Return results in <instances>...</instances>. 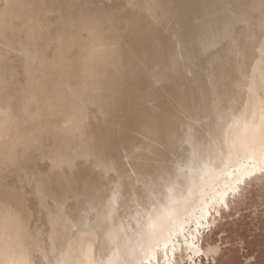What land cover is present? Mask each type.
Here are the masks:
<instances>
[{"label":"bare ground","instance_id":"6f19581e","mask_svg":"<svg viewBox=\"0 0 264 264\" xmlns=\"http://www.w3.org/2000/svg\"><path fill=\"white\" fill-rule=\"evenodd\" d=\"M263 187L264 0H0V264H213Z\"/></svg>","mask_w":264,"mask_h":264},{"label":"rangeland","instance_id":"374dc122","mask_svg":"<svg viewBox=\"0 0 264 264\" xmlns=\"http://www.w3.org/2000/svg\"><path fill=\"white\" fill-rule=\"evenodd\" d=\"M261 192L264 193V187ZM256 195H258L257 192L253 191L247 202L232 209L225 218L239 233L230 242H226L228 235L221 239L223 244L230 243L238 249L236 264H264V200L255 202ZM229 226L227 223H221L212 231L209 240L212 243L217 242L219 237L227 232L226 228ZM250 260L252 263L249 262ZM187 264L190 263L187 262Z\"/></svg>","mask_w":264,"mask_h":264},{"label":"crops","instance_id":"0c3cea01","mask_svg":"<svg viewBox=\"0 0 264 264\" xmlns=\"http://www.w3.org/2000/svg\"><path fill=\"white\" fill-rule=\"evenodd\" d=\"M224 244L226 246L224 245V247L217 253L213 264H236L238 261V255H237L238 249L230 245V243H224ZM249 262L252 263L251 260Z\"/></svg>","mask_w":264,"mask_h":264}]
</instances>
